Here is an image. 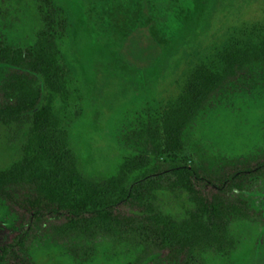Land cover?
<instances>
[{"label": "rangeland", "instance_id": "1", "mask_svg": "<svg viewBox=\"0 0 264 264\" xmlns=\"http://www.w3.org/2000/svg\"><path fill=\"white\" fill-rule=\"evenodd\" d=\"M51 1L64 22L55 38L67 91L52 104L55 129L64 134L80 175L96 184L116 177L125 158L141 153L134 134L175 98L189 69L214 61L229 36L248 38L264 16V0H159L147 6L137 0L127 5ZM40 5L41 0H0V40L21 48L31 44L44 25ZM137 28L155 45L154 55L152 47L141 51L144 40ZM6 72L0 65V83ZM25 130L0 125V169L17 158ZM187 132L183 150L168 160L199 165L200 158L254 152L264 142L263 82L249 73L241 85L217 96ZM155 195L153 204L171 219L193 208L183 191L162 189ZM239 195L246 215L229 220L219 244L194 247L187 264H264V184ZM15 219L0 204V242L9 239ZM126 230L50 221L27 244L25 259L28 264H167L155 241Z\"/></svg>", "mask_w": 264, "mask_h": 264}, {"label": "trees", "instance_id": "2", "mask_svg": "<svg viewBox=\"0 0 264 264\" xmlns=\"http://www.w3.org/2000/svg\"><path fill=\"white\" fill-rule=\"evenodd\" d=\"M149 2L159 0H137L140 6ZM38 9L44 25L31 44L21 48L0 40V65L7 69L0 83V125L26 128L17 158L0 169V204L17 216L9 239L0 242V264H28L27 244L50 221L142 231L167 264H187L201 243L219 244L229 220L246 215L239 193L264 184V142L249 155L200 158L199 165L167 158L183 150L190 124L217 96L241 85L251 72L264 84V16L244 41L229 36L214 61L193 65L175 98L134 134L141 153L125 158L116 177L96 184L80 175L64 134L55 129L53 101L67 95L55 38L64 22L51 0H41ZM137 31L144 40L141 51L152 47L154 55L151 39ZM162 189L183 191L193 208L179 220L161 213L153 201Z\"/></svg>", "mask_w": 264, "mask_h": 264}]
</instances>
